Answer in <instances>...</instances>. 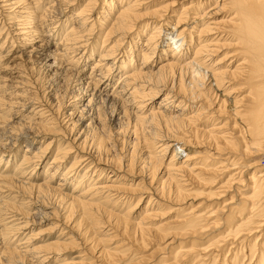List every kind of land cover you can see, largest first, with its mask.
I'll list each match as a JSON object with an SVG mask.
<instances>
[{
  "label": "bare ground",
  "instance_id": "6f19581e",
  "mask_svg": "<svg viewBox=\"0 0 264 264\" xmlns=\"http://www.w3.org/2000/svg\"><path fill=\"white\" fill-rule=\"evenodd\" d=\"M0 12V264H264V0ZM22 52L72 96L6 73Z\"/></svg>",
  "mask_w": 264,
  "mask_h": 264
},
{
  "label": "rangeland",
  "instance_id": "374dc122",
  "mask_svg": "<svg viewBox=\"0 0 264 264\" xmlns=\"http://www.w3.org/2000/svg\"><path fill=\"white\" fill-rule=\"evenodd\" d=\"M0 14L2 15H0L1 17H3V19H4V25H5V30H7L6 32L7 33H9L10 35L12 34V36L14 35V33H15V31H14V29L16 28V25L13 23V22H9V20L7 19V17H5V14H4V12L2 13V12H0ZM7 24V25H6ZM8 24H10V25H8ZM10 28V29H9ZM12 28V29H11ZM14 28V29H13ZM12 30V31H11ZM12 32V33H11ZM10 35H8V39H10V37H12V36H10ZM5 38V35L3 34V39ZM2 39V40H3ZM36 41V40H35ZM10 43H12V40H10L9 41V43H7V49L10 47ZM20 44V45H19ZM24 46H26V45H23V44H21V43H18V45H17V43H15V45H14V47H16V51L17 50H22L21 48L22 47H24ZM6 49V50H7ZM21 52V51H20ZM19 53V52H18ZM17 53V54H18ZM23 53V52H22ZM4 54V53H3ZM22 55V56H21ZM25 55V53H23V54H19L16 58H14V59H12L11 61H9L8 59H6V61H9V63H8V65L9 66H12V63L14 64L13 65V67L11 68L10 67V70H9V68H8V70H7V72L6 73H11L12 74V72H14V71H16V69L17 70H21L20 72H22L21 74H23L24 75V77H25V79H26V81H28L29 82V86L31 87V90H32V92L37 96V97H39V99L40 100H42V99H47V97L53 92V91H56V93H60V91L61 90H63L60 94H58V95H61V96H64L65 95V93H66V95H70V96H72V88H73V86H74V83L76 82V75L73 73V75H74V79H75V81L74 80H72L71 79V74L69 75V78H70V82H69V87H63L62 85L61 86H59V85H57V81L55 80V78L54 77H51V70H50V68H48V66H47V63L45 62V60H43L44 59V57L42 58V56H41V58L39 57H34V58H30V60H29V58H27V54H26V56H24ZM97 58V57H96ZM11 59V58H10ZM28 59V60H27ZM95 59V58H94ZM17 60V61H16ZM25 61V62H24ZM33 61H35V62H33ZM93 61V60H92ZM91 61V62H92ZM91 62H88L86 65V67H85V74H87L88 72H89V67L91 66ZM16 63H17V65H16ZM19 63V64H18ZM11 64V65H10ZM31 64V65H30ZM17 66V68H16V66ZM18 65H20V66H18ZM32 66V67H31ZM16 68V69H15ZM18 68H20V69H18ZM32 70H31V69ZM15 69V70H14ZM31 71H30V70ZM11 70H14V71H11ZM11 71V72H10ZM28 79H27V78ZM50 78V79H49ZM54 78V79H53ZM73 78V77H72ZM72 80V81H71ZM74 81V83H72ZM54 82H55V84H54ZM77 83V82H76ZM75 83V84H76ZM57 86H58V88H57ZM33 87V88H32ZM59 88H61V89H59ZM68 88H69V90H68ZM55 89H57V90H55ZM53 90V91H52ZM66 91V92H65ZM70 93V94H69ZM107 112H106V117H108L107 115H109V111H108V109L106 110ZM108 113V114H107ZM64 126V125H63ZM107 126H109V124L107 125ZM110 128L112 127V126H109ZM109 129V128H108ZM112 129V128H111ZM22 149H23V146H22ZM13 152H15V153H17L18 154V158H17V163H19V161H20V157H21V155H22V150H20L19 149V147L17 146V147H14L13 148V150H12ZM52 151H50L48 154L46 153V155L47 156H45V159H44V161H43V163H42V166H41V168L38 166V168H39V170L37 169V171H42L43 170V168L45 169L46 168V164H48V162L50 161V157L52 156ZM4 167V166H3ZM37 177V176H36ZM41 177H42V175H41ZM36 180H41V179H36ZM67 186H69V184L67 185ZM67 186H65L66 187V189L68 188ZM70 187V186H69ZM65 189V188H64ZM50 210H52V209H50ZM49 209H47V210H45V212L46 211H49V215H44V216H46V217H44L43 216V213H42V215H39L38 217H36L35 218V225H34V228H35V231H40V230H42V231H44V232H46V233H43V235H44V237H49L50 236V234H53V232L52 233H49V231L47 232V230L49 229L50 230V228H51V226H52V224H53V221H54V219L52 218V214L50 213V212H52V211H50ZM50 217V218H49ZM50 232H51V230H50ZM58 234V231L54 234V236H56ZM48 235V236H47ZM43 237V236H42Z\"/></svg>",
  "mask_w": 264,
  "mask_h": 264
}]
</instances>
